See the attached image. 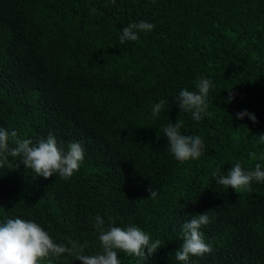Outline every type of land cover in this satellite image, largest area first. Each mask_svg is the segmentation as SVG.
<instances>
[{"label": "trees", "instance_id": "1", "mask_svg": "<svg viewBox=\"0 0 264 264\" xmlns=\"http://www.w3.org/2000/svg\"><path fill=\"white\" fill-rule=\"evenodd\" d=\"M141 21L154 29L121 44L123 28ZM202 78L213 87L194 121L177 98ZM245 110L257 122L237 118ZM178 120L182 135L203 139L198 160L170 151L163 129ZM0 128L84 149L70 179L36 176L9 156L0 224L34 221L94 255L99 215L105 230L134 225L161 241L145 260L117 250L120 264H264V182L239 193L216 182L236 163L264 170V0H0ZM204 213L212 252L176 260L183 224ZM40 264L81 262L65 254Z\"/></svg>", "mask_w": 264, "mask_h": 264}, {"label": "clouds", "instance_id": "2", "mask_svg": "<svg viewBox=\"0 0 264 264\" xmlns=\"http://www.w3.org/2000/svg\"><path fill=\"white\" fill-rule=\"evenodd\" d=\"M112 2L115 4V0ZM92 12L95 13L96 9L93 8ZM154 27L153 24L144 21L132 23L123 28L119 37L120 43L137 41L138 32H150ZM196 87L198 91L195 92L182 89L177 99L181 112H190L194 121H200L208 109L207 97L213 85L209 79L202 78ZM166 103L167 101L160 100L154 104L152 115L158 116ZM245 116H250L253 122H257L256 116L246 110L237 113L239 119ZM182 124L183 122L178 120L175 124L169 123L163 129L170 151L180 162L198 160L203 154L204 141L198 135H182L180 131ZM10 142L13 146H10ZM259 142L264 143V134H259ZM9 156L20 157L19 161L36 176L47 179L59 174L63 179H70L79 171L80 163L84 160V149L79 142H72L68 145V150L64 151L51 133L46 139L34 144L30 139H20L15 130L9 132L0 128V168L7 163ZM252 156L255 158L254 153ZM212 175L216 176L217 173L213 172ZM253 181L264 182V170L259 163L255 165L254 170L248 171H245L240 163H236L226 175L219 176L216 182L239 193L241 190H250ZM148 192L152 199L158 195L152 185L149 186ZM104 223L98 215L94 226L99 232L98 239L102 252L85 255L83 246L69 247L56 243L49 233L34 221L9 218L0 224V264H40L44 259L59 258L65 254L74 256L81 264H120L117 250L145 260L162 246L160 240L153 241L149 234L137 226L127 228L112 226L105 230ZM208 223L209 217L204 213L183 224V243L175 252L176 260L187 262L190 256H202L212 252L211 245L205 243L200 231L201 226Z\"/></svg>", "mask_w": 264, "mask_h": 264}]
</instances>
